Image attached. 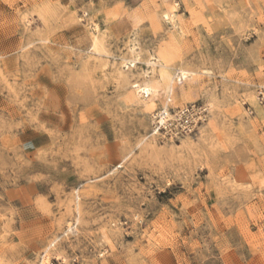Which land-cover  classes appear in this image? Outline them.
<instances>
[{
    "label": "rangeland",
    "instance_id": "obj_1",
    "mask_svg": "<svg viewBox=\"0 0 264 264\" xmlns=\"http://www.w3.org/2000/svg\"><path fill=\"white\" fill-rule=\"evenodd\" d=\"M41 256L264 264V0H0V264Z\"/></svg>",
    "mask_w": 264,
    "mask_h": 264
},
{
    "label": "built area",
    "instance_id": "obj_2",
    "mask_svg": "<svg viewBox=\"0 0 264 264\" xmlns=\"http://www.w3.org/2000/svg\"><path fill=\"white\" fill-rule=\"evenodd\" d=\"M169 102L170 100L166 107L162 108L155 114V125L158 130H174L179 133L192 131L194 129V123L190 118L194 107H183L178 111H175L169 106ZM200 109H202V107ZM101 256H103V254H101ZM42 259L41 256L39 264H43L41 263Z\"/></svg>",
    "mask_w": 264,
    "mask_h": 264
},
{
    "label": "bare ground",
    "instance_id": "obj_3",
    "mask_svg": "<svg viewBox=\"0 0 264 264\" xmlns=\"http://www.w3.org/2000/svg\"><path fill=\"white\" fill-rule=\"evenodd\" d=\"M164 18L167 20L171 19V13H165ZM153 65H155V63H153ZM188 73V71L186 69H178L177 72L175 73V75L177 77L183 78L185 77V75ZM136 88V93L137 95H146L149 96L154 92L153 87L149 84V83H144L143 85L141 84H135L134 86ZM73 226L70 227L69 231H73Z\"/></svg>",
    "mask_w": 264,
    "mask_h": 264
}]
</instances>
